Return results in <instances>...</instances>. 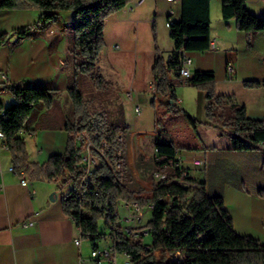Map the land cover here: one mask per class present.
<instances>
[{"label":"crops","instance_id":"crops-1","mask_svg":"<svg viewBox=\"0 0 264 264\" xmlns=\"http://www.w3.org/2000/svg\"><path fill=\"white\" fill-rule=\"evenodd\" d=\"M210 4L212 48L186 52L192 59L191 73L213 74L217 94L234 96L246 106L249 117L264 120V85H245L248 81L264 82V31L255 34L249 44L235 19L223 17L222 0H211ZM247 7L264 16V0H247ZM41 13L35 7L0 9V34H9L0 47L4 76L0 74V101L5 107L16 102L11 88L20 84L58 88L56 99L64 109L70 107L67 88L75 79V61L69 26L74 12L64 10L41 35L19 39L15 31L34 24ZM181 17V1L131 0L105 20V47L99 67L103 76L114 82L110 112L118 117L121 111L127 125L123 134L126 179L133 189L153 188L159 134L185 145H198L200 141L201 149L179 151L181 166L195 182H204L211 195L223 198L238 234L264 245V196L260 194L264 190V144L253 150H234L229 135L214 128L206 115V91L186 83L175 85L177 102L199 121L198 135L157 127L152 101L163 102L166 97L156 89L154 65L157 57L167 63L173 56L175 42L167 22ZM177 74L172 69L168 72L173 81ZM47 111L40 107L33 121L18 134L24 138L30 163L43 165L67 149L69 134L64 122L45 121ZM196 158L204 159L205 165L193 164ZM25 177L26 185L15 171L4 137L0 138V264H79L81 252L85 256V239L80 249L74 242L79 229L62 204L70 191L64 187L69 184H63L62 178L49 181L30 172ZM30 220L34 225L24 224Z\"/></svg>","mask_w":264,"mask_h":264},{"label":"trees","instance_id":"trees-1","mask_svg":"<svg viewBox=\"0 0 264 264\" xmlns=\"http://www.w3.org/2000/svg\"><path fill=\"white\" fill-rule=\"evenodd\" d=\"M130 1L0 0V9L35 7L42 11L34 24L15 31L19 39L41 35L51 23L59 19L64 10L74 12V21L69 29L74 36L75 79L67 88L71 104L67 107L68 118L64 122L69 134L66 152L51 156L43 165L29 162L24 138L18 134L33 121L40 107L50 112L60 90L12 86L11 92L16 102L5 107L0 101V132L12 153L15 171L19 175L22 171L30 172L37 178L49 181L62 178L63 184H74L63 197L62 204L65 213L72 216L82 235L91 240L104 239L107 232L101 230L99 220L103 218L106 228L113 225L110 226V238L117 241V247L147 254L143 264H264V245L251 236L238 234L223 198L211 195L204 182L198 183L184 176L186 169L177 164V152L182 149H201L200 141L198 145H185L159 134L155 141V171L165 174L166 178L156 181L151 190L140 191L129 186L124 144L123 140H119L120 136L123 139L127 129L123 114L120 111L116 117L105 108H92L87 92L79 85L78 77L80 74L87 75L97 95L111 94L114 82L107 80L99 67L105 47V20L126 7ZM210 2L181 0L182 17L178 21L173 20L170 25L175 52L167 63L161 57L156 58V89L166 97L163 102L152 101L157 127L162 131L198 135L199 121L177 102L175 85L177 82L186 83L206 91V115L214 128L229 135L233 149L253 150L264 144V120L249 117L246 106L239 104L234 96L217 94L213 74L196 72L182 79L179 73L183 51L205 52L212 48ZM222 14L225 19H235L237 29L247 34L249 44L255 34L264 31V16L251 12L247 0H222ZM8 37V33L0 34V47L8 41ZM171 69L178 73L175 81L168 75ZM261 84L264 85V82L245 83L248 87ZM47 116L44 120L48 122ZM83 132H88V138L95 146V154L99 157V166L83 187L87 188V195H94V188L89 187L98 188L99 195L95 200L102 205L100 208L93 206L87 212L73 211L78 208L77 185L82 179L81 149L76 136ZM118 163L121 164V170H117ZM260 194L264 196V190ZM119 202H137L152 211V217L146 224L149 235H152V243H147L148 246L140 243L134 245V241L125 237L120 229ZM178 253L181 259H172Z\"/></svg>","mask_w":264,"mask_h":264},{"label":"built area","instance_id":"built-area-1","mask_svg":"<svg viewBox=\"0 0 264 264\" xmlns=\"http://www.w3.org/2000/svg\"><path fill=\"white\" fill-rule=\"evenodd\" d=\"M171 2H179L181 0H168ZM173 23V20L170 19L167 22V26L170 27V25ZM182 64L179 70L180 76L184 79L189 78L192 76L191 70L189 68V64L191 63L192 59L190 56L187 55L185 51L182 52V58H181ZM232 69V67H230ZM1 77L4 79L3 71L0 69ZM19 86H22L20 84ZM137 111L140 112V107L137 108ZM22 130L21 132H23ZM0 138H2V135H0ZM77 143L81 149L80 157L83 156H90V167H81L82 169V176L85 174H93L95 169L99 166V157L97 154H95V146L93 144L88 143V132L79 133L76 136ZM119 140L122 141L121 136L119 137ZM104 155V154H100ZM177 158V164L181 166L182 158L179 155V152H177L176 155ZM193 164L197 166H204L205 161L202 158H196L193 160ZM80 166H81V160H80ZM183 167V166H182ZM117 170H121V164H117ZM26 173L24 171L21 172V182L22 184H27V179L25 177ZM184 176H189L188 171H184ZM152 177L156 181H160L166 178V175L160 172H153ZM81 179V178H80ZM183 183L187 184L186 181H182ZM118 183H121L120 180H118ZM191 185H195V183H192ZM94 188V195H87V188H80V180L77 185V195H76V203L78 204V208H74L73 211L79 210L80 212H87L91 207L95 206L97 208L102 207L101 204L97 203L95 200V197L99 195V190L96 187H89ZM124 206L127 209V215L124 217V222L128 221L131 224L124 226L123 220L121 218L120 220V229L122 231L126 232L127 239H134V245L137 243L142 244L143 246L147 245L145 241V237L149 235V228L146 224L143 223L144 214L146 211H149L150 208H143L141 207L137 202H131V203H125ZM70 216V215H69ZM72 218V216H70ZM27 226L34 225V221L30 220L28 222L24 223ZM110 226L109 225L106 230V236L102 240V245L100 240H91V252L88 256H83L82 252L79 259V264H143L145 261V258L147 254L143 251H137L133 252L130 251L127 248L123 247H117V245H114L112 241H110ZM79 229V235L75 238V244L81 249L84 236L82 235V231ZM148 246V245H147ZM146 246V247H147ZM180 254V253H179ZM181 259V258H180ZM176 259V260H180Z\"/></svg>","mask_w":264,"mask_h":264},{"label":"rangeland","instance_id":"rangeland-1","mask_svg":"<svg viewBox=\"0 0 264 264\" xmlns=\"http://www.w3.org/2000/svg\"><path fill=\"white\" fill-rule=\"evenodd\" d=\"M104 61H105V57H102L101 59V63L102 66H104ZM78 82L80 87L85 90L87 92V97L90 100L91 103V107L92 108H102V109H107V111L110 112V109H112V102L114 101V95H97L95 94V92H93L95 89V87L93 86L92 81L90 80V78L87 75H83L80 74L78 77ZM109 96V97H108ZM61 100L55 99L53 106L49 109V115H48V119L53 123V124H57L59 122H65L68 118V111L69 109H64L62 104L60 103ZM109 109V110H108ZM130 177V175H129ZM74 184L69 183V185H65L64 190L69 191ZM125 203H120L118 205V212L120 214V217L123 220V224L124 226L126 225H130V222H124V217L127 215V209L124 206ZM152 217V211H146L144 214V219H143V223L142 224H147L148 220L151 219ZM120 218V220H121ZM100 227L102 231L107 230V228L105 227V219L100 218ZM89 237L84 238L85 242H84V246H85V256H88L91 252V244L90 241L88 239ZM145 241L146 243L150 244L152 243V235H147L145 237ZM101 245H102V240H100ZM104 243V242H103ZM181 255L178 253L176 255H174L172 257V259L176 260V259H180Z\"/></svg>","mask_w":264,"mask_h":264},{"label":"bare ground","instance_id":"bare-ground-1","mask_svg":"<svg viewBox=\"0 0 264 264\" xmlns=\"http://www.w3.org/2000/svg\"><path fill=\"white\" fill-rule=\"evenodd\" d=\"M0 135H2V137H4L3 136V134L0 132ZM88 143L89 144H92L91 143V141L89 140V138H88ZM102 154V153H101ZM82 163H81V165H82V167H90V156H83L82 157ZM92 174H85V175H83V177H82V179H81V181H80V188H84L83 187V185H84V183L86 184L87 183V180H88V178L91 176ZM124 232V231H123ZM124 235H125V237H126V232H124ZM132 241H134V239H131ZM110 241H112L113 243H114V245H116V242L117 241H114V240H112L111 238H110Z\"/></svg>","mask_w":264,"mask_h":264},{"label":"water","instance_id":"water-1","mask_svg":"<svg viewBox=\"0 0 264 264\" xmlns=\"http://www.w3.org/2000/svg\"><path fill=\"white\" fill-rule=\"evenodd\" d=\"M50 197H51V199H53V194Z\"/></svg>","mask_w":264,"mask_h":264}]
</instances>
